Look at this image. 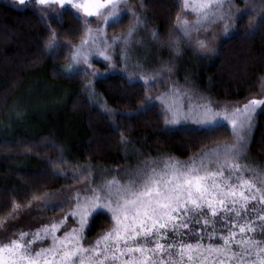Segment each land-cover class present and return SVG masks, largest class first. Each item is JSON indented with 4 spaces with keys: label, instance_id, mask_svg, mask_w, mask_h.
Wrapping results in <instances>:
<instances>
[{
    "label": "trees",
    "instance_id": "1",
    "mask_svg": "<svg viewBox=\"0 0 264 264\" xmlns=\"http://www.w3.org/2000/svg\"><path fill=\"white\" fill-rule=\"evenodd\" d=\"M126 3L127 8L141 16L144 28L152 35L151 58L145 64L149 77L146 83L118 74L89 83V76L83 71L69 74L66 71L70 70H67L70 48L84 38L89 23L68 8L42 12L26 3L0 0V124L31 90L35 104L32 109L45 106L39 108L40 113L28 114L26 128L19 124L0 130V224L17 210L53 193H66L70 197L67 201H75L71 198L74 192L86 194V190L95 187L98 176L116 173L125 180L137 166L143 168L145 162H160L154 166L163 169V161L170 158L181 165L195 162L199 166L203 162L210 171H223V177L218 178L222 187L226 182L236 184L240 190L237 176L261 187L252 170L264 176V107L257 109L240 158L229 157L226 161L223 146L235 143L236 135L225 123H218L211 132L192 125L170 128L159 105L151 103L147 111H142L141 106L149 103L146 97L159 93L168 84L159 75L168 64L172 78L178 80L191 98L214 108L237 106L260 94L264 89V2L233 0L235 11H241L235 13L232 31L211 54L196 53L203 60L201 64L196 62L180 69L168 60L176 55L179 42L180 30L176 26L179 2L126 0ZM118 21L107 25L109 35H124L133 27L130 15L124 14ZM53 36L59 46L48 49L46 45ZM230 164H238L243 170L230 172ZM83 182L84 187L76 186ZM245 194L250 193L245 190ZM87 195L90 197L91 191ZM256 195L259 198L260 194ZM262 208L258 200H250L239 218L228 213L227 221L220 219L222 214L211 217L209 212V218L216 221L214 235L213 225L205 228L202 220L199 224L193 220L189 229L200 230L197 234L203 236L201 243L205 247L222 245L221 235H228L231 230L236 232L237 240L241 239L239 225L251 220L257 225L256 231L245 235L261 239L262 222L256 213L264 215ZM59 212L55 210V217ZM71 213L68 212L73 218ZM232 220L236 221V227H232ZM112 223L111 213L104 209L95 215L89 213L83 227L73 218L69 228H81L75 229L76 235L80 244L88 248L111 229ZM231 247L239 251L235 243Z\"/></svg>",
    "mask_w": 264,
    "mask_h": 264
},
{
    "label": "snow or ice",
    "instance_id": "2",
    "mask_svg": "<svg viewBox=\"0 0 264 264\" xmlns=\"http://www.w3.org/2000/svg\"><path fill=\"white\" fill-rule=\"evenodd\" d=\"M25 2L26 0H19L20 4ZM68 2L71 3V0ZM35 3L63 6L65 0H35ZM118 4L119 0H82L72 4V7L82 10L89 17L95 16L102 18L105 23H112L119 22ZM184 7L186 9L191 7L188 0H184ZM194 7L198 25L201 21L210 22L216 17L217 11L222 9V4L220 0H198ZM236 11L239 14L241 10ZM224 19V15L221 14L219 20ZM231 20L229 9L228 21ZM236 20L238 22L239 15ZM194 26L196 25H189L187 21L183 22L185 29ZM228 27L229 23L225 22V33ZM184 35H188L187 31ZM199 43L201 48H205L204 41ZM58 46L55 36L46 45L48 49ZM73 60L77 63L80 60L88 63L87 55L82 53L75 55ZM80 70L78 67H72L69 74H75ZM146 100L149 103L141 106L142 111L150 109L151 97H146ZM261 107H264V100L252 99L244 104L242 109L235 107L231 110L214 111L212 107L197 105L196 110L189 106L188 111L184 112L182 106L177 107L175 103H171L166 106L163 115L166 125H177L194 118V122L201 129L210 132L219 126V118L228 121L236 135V142L223 146V154L227 161L229 157L233 160L240 158L242 148L247 145L248 133L253 128L257 109ZM158 163L160 162H145L143 168L137 166L124 184L115 178L105 180L99 190L104 191L103 196L96 188L86 190L84 201L81 203L80 194H76L77 208L71 215L74 219L79 216L81 227L88 222L89 213L95 215L104 209L111 213L113 228L102 234L95 244L84 248L75 229L71 234L65 233L64 237L60 238L55 236L58 230L56 224L50 227L45 225L32 233L31 239H26L30 233L22 231L14 233L6 241L0 239V264H264V238L256 239L254 236L245 235L256 231L257 225L251 220L239 225L241 239L237 240L236 232L231 230L228 235H221L222 245L209 244L205 247L201 243L203 236L197 234L200 230L189 229V223L193 220L197 224L202 220L205 228L209 224L213 225L214 235L216 221L209 218V212L211 217L222 214L220 219L227 221L230 219L228 213H235L239 218L241 210L248 208L250 200H258V203L264 206V176L252 170L260 179L261 187H256L254 182L237 176L240 187L238 191L236 184L225 182L222 187L218 178L223 177V171H210L203 162L199 166L195 162L181 165L179 161L170 158L163 161V169L154 166ZM242 170L238 164L229 165L230 172L239 173ZM253 189L255 192H252ZM245 190L250 194L246 195ZM87 191H91L90 197ZM256 193L260 194L259 198ZM59 206L54 204L53 208ZM252 211L255 212V209ZM261 211H264V208ZM256 217L262 222L259 228L264 237V215L256 213ZM231 223L232 227L237 226L235 220ZM184 229L189 230L183 231ZM48 237H51L52 241L48 248L38 250L33 248L36 241ZM212 238L213 236H209V239ZM192 240H195V243L190 242ZM233 243L238 246L239 251L232 250Z\"/></svg>",
    "mask_w": 264,
    "mask_h": 264
},
{
    "label": "rangeland",
    "instance_id": "3",
    "mask_svg": "<svg viewBox=\"0 0 264 264\" xmlns=\"http://www.w3.org/2000/svg\"><path fill=\"white\" fill-rule=\"evenodd\" d=\"M5 1L22 5L19 3V0ZM177 1L180 4V13L176 20V26L178 30H180L178 39L179 42H177L175 48L176 55L170 56L168 60L169 62L173 63V66H175L176 69L177 67L180 69L185 67L189 68L196 62H199L201 64L203 61L201 58H199L201 57V54L207 55L215 51L219 42L232 31L234 24L233 20L236 11L232 3L233 0H220L222 9L217 11L216 17H214L210 22L205 23L201 21V23L197 25L196 21L198 20V16L195 14L196 10L194 4L195 2H198V0H188V3L189 5H191V7L187 9L184 7V0ZM79 2H82V0H71V3H69L68 0H65L63 6L58 4L39 5L35 3V0H26L25 3L30 6L36 7L42 12H59L65 8H68L72 10L83 21L89 23V25H87L84 38L80 42L72 45L70 48V57L67 64V70L71 69L72 67H78L79 69H81L80 71L88 74L89 83L97 78H103L111 74L124 75L130 80H141L143 83H146V80H148L149 77L147 75L148 67L145 64L147 60H150L149 58H151L149 47H151L150 42L153 43V39L152 35H150V33L144 28V22L141 16H139V14H136L135 12L133 13L129 8H127L126 0H119V16L117 17V19H119L124 14L130 15L133 18L131 35H129L130 29L127 30L126 34L124 35H109L106 31V27L109 23H105L102 18H98L95 16L89 17L82 10L72 7V4ZM229 9H231V21H228ZM214 11L216 10L214 9ZM221 14H223L225 17L223 21L219 20V16ZM184 21H187L189 25L196 26L185 29L183 27ZM225 22L229 23V27L226 33L224 29ZM185 31H187L188 35H184ZM84 41H87V43H84ZM200 41L205 42V48L200 47ZM78 53L87 55V64L83 63L82 60H80L78 63L73 60V57ZM101 53H103V55H101ZM196 53L200 55L197 56L198 54ZM160 55H162V53ZM105 57H107V59ZM169 69H171L169 68V64L168 66L164 65L159 74L160 76H164V78H161V80H166L168 84H165L162 90L160 88L159 93L149 96L151 97V103L159 105L162 113H164L166 106L171 103H175L177 107L182 106V110L184 112L188 111L189 106H191L193 110H196L197 105H206L212 107L214 111H223L225 109L231 110L235 107H239L242 109L243 105L248 103L252 99L264 100L263 89V91L257 96L237 106H223L214 108L213 106L207 104L202 100H198L195 97L191 98L184 87L179 85L178 80L176 81L174 78H172ZM66 72H70V70ZM183 81L186 82L187 80ZM36 88H38V86H36L35 84L34 89ZM88 92V94L91 95L90 88H88ZM32 93L33 92L31 90L18 101V103L15 105V108H13V110L8 114L6 121L3 124H0V130H9L13 127L18 126L19 124L24 125V127L26 128L29 122V119L27 120L28 114L30 113L31 116L33 112L40 113L41 110L39 108H44L45 106H36V108L32 109L35 105L33 103V99L31 98L34 97V94ZM42 104L46 105V102H42ZM23 119L24 122L22 123ZM218 123H225L232 129L231 124L228 121L223 120L222 118L218 119ZM186 125L200 127L197 123L194 122V118L184 120L177 125L167 126L172 128L176 126ZM113 178L118 180L121 184H124L125 180H128H121L123 178L118 176V174L116 173L105 174V176H98V178L96 179V189H98L99 191L105 180H112ZM71 181H73V178ZM76 186L84 187V182L83 184ZM237 190L239 191L238 187ZM99 192L101 196L105 194L104 191ZM77 193L80 194L81 203H83L85 194L81 193L80 190H76L73 197L71 198L75 199ZM58 195L60 194L48 195L39 200L37 203L29 205L25 209L17 210L16 214H14L13 217L0 224V239L6 241L9 237L13 236L14 233H18L21 231L30 233V235L26 237V239H31V234L35 233L37 229H40L45 225L50 227L52 224H56L58 227V230L55 232V236L62 238V234H65L66 231L67 233L71 234L72 229L69 227L70 222L73 220V218L68 214V212H73L74 210H76L77 202L76 200L71 201V199L67 201V199H69L70 197L66 193L60 196ZM54 204H63L64 207L62 208L60 206L53 208ZM65 208L66 210L64 211ZM57 209L60 210V212L59 215L55 217V210ZM50 213L54 216H50ZM112 222L113 223L111 229L114 226V221L112 220ZM76 224L79 225L78 215L76 216ZM74 228L76 230L81 229L77 227ZM51 243V237H48L46 239L36 241L33 244V248L37 250L39 248H48ZM85 260H87V255L85 256Z\"/></svg>",
    "mask_w": 264,
    "mask_h": 264
}]
</instances>
